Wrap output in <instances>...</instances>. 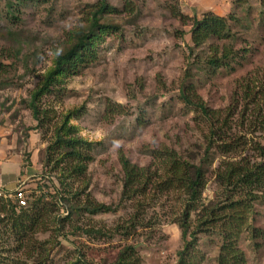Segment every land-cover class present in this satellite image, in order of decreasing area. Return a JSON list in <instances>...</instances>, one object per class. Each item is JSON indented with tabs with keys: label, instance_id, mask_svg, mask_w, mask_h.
<instances>
[{
	"label": "rangeland",
	"instance_id": "obj_1",
	"mask_svg": "<svg viewBox=\"0 0 264 264\" xmlns=\"http://www.w3.org/2000/svg\"><path fill=\"white\" fill-rule=\"evenodd\" d=\"M106 1L115 13L104 20L111 19L119 27L96 38L91 44L95 51L92 59L41 95L38 105L46 119L39 123L26 107L31 93L54 65L56 54L89 22L98 0H0V64L5 66L0 69V157L15 161L0 168L6 174L4 183H12L17 166L26 171V183L29 177L42 179L45 200L55 204L57 218L68 214L62 194L55 190L56 179H49L58 169L47 166L45 170L42 159L56 125L68 111L77 109L70 124L92 143V149L84 174L73 180V188L82 191L76 202L90 201L111 210L94 215L79 211L63 225L55 224L49 215L32 234V243L38 240L45 247L42 253L18 247L17 236L5 222L0 226L2 264H67L78 251L93 264H107L125 244L135 247L143 264H175L183 246L178 224L183 194L151 191L145 199L153 196L145 211L147 226L136 222L129 235L118 233L116 227L129 221L137 203L122 198L120 155L138 167L149 168L153 178H159L164 159H160L161 150L174 149L182 161L203 169L202 202H218L221 196L214 171L231 156H222L217 149L204 152L208 121L186 104L180 93L185 84L207 108L223 110L234 96L241 104L238 97L248 81L256 86L255 91L261 90L264 0ZM207 12L224 18L227 28L220 38L195 46L191 39L194 20ZM213 49L218 55L229 49L232 53L214 68L208 64ZM256 132L254 139L264 142V129ZM254 142L233 159L248 156L252 162L264 161ZM18 159L20 164H16ZM6 184L2 186L15 187ZM26 189L29 201L39 194L34 182ZM248 223L249 229H242L237 245L246 264H264V235L255 238L251 232L252 228L264 232V197L253 201ZM220 243L215 233L197 234L192 248L203 256L200 264H216ZM36 256L39 259L35 261Z\"/></svg>",
	"mask_w": 264,
	"mask_h": 264
},
{
	"label": "trees",
	"instance_id": "obj_2",
	"mask_svg": "<svg viewBox=\"0 0 264 264\" xmlns=\"http://www.w3.org/2000/svg\"><path fill=\"white\" fill-rule=\"evenodd\" d=\"M113 13L115 9L106 0H98L89 22L87 21V24L74 32V40L67 48L56 54L54 65L41 80L40 86L31 93L30 101L26 106L39 123L42 118L46 119L44 115L46 113H43L38 105L41 95L50 92L61 77L70 72L74 73L78 66L92 59L95 54L92 42L102 37L106 30L119 27L111 19L104 20ZM226 28L224 18L207 12L200 20H194L191 32L192 42L195 46H200L208 39L220 38L224 35ZM231 53L232 50L229 49L218 55V50L213 49L208 64L214 68L220 67ZM3 68L5 66L0 64V69ZM187 88L184 84L180 97L186 104L197 109L208 121L204 152L208 153L212 149H217L222 156H231L230 159H223L214 171L216 182L222 189L219 188L221 196L218 202L210 201L208 204L202 202L201 194L205 185L203 169L194 162L182 161L174 149L161 150L160 159L162 160V157L164 159L161 166L162 175H158L159 178H153L154 174L149 168L138 167L120 155L124 175L122 198L137 203L129 221L118 224L116 230L118 233L129 235L131 229L137 227L136 222L146 225L144 223L145 211L151 207L153 196L148 201L145 199L151 191L156 192L157 195L178 191L184 197V209L178 218L183 246L177 251L175 264H200L202 262L203 256L200 257L197 249L192 248L198 233H215L219 236L221 243L216 264H246L237 241L242 229H249L248 218L253 210V201L264 197V161L252 162L249 161L251 159L248 156H242L239 160H234L233 157L243 152L248 143L255 141L254 149L259 152V157L264 159V142L255 140L256 137L253 136L258 129H264V85H261L260 91H255L256 86H251L248 81L245 89L242 90V95L238 97V100L242 101L241 104L234 96L232 104L223 110L207 108L202 100L196 99L197 97L192 95ZM77 111V109L68 111L63 120L56 125L51 142L44 151L42 159L45 170L47 166H51L53 170L58 169L57 173L49 179H56L58 187L55 190L62 194V200L68 206V214L57 218L55 204L45 200L47 198L44 194L46 185L42 182L40 184L42 179L40 178L39 181L37 177H29L27 181V184L36 183V191H39L38 195H33L31 200H28L27 206L17 210L14 203L0 201V226L7 222L10 232H14L17 236L16 241L20 248L25 247L28 251L37 249L38 253L44 252L45 247L40 241L35 240L32 243V234L39 231V224L51 214L55 224L63 225L71 218L77 217L79 211L93 215L111 211L109 206L103 204H94L90 201L76 202L75 198L82 191L79 188H73V180L84 174L86 162L90 160L88 151L92 149V143L83 139L78 134L77 127L70 124L71 118L76 117ZM233 121L239 122L233 123ZM26 163L29 161L27 160ZM48 170L51 171L50 168ZM141 198L143 199L140 200ZM141 208H144L143 212H140ZM193 215L194 218H192ZM251 232L255 238L264 235V232L255 228H252ZM189 237L190 240L187 239ZM77 255L67 264H93L81 251H78ZM37 259H39L38 256L33 260ZM2 262L0 259V264ZM39 263L38 261L37 264ZM107 264H143V262L135 247L125 244L117 248L115 257Z\"/></svg>",
	"mask_w": 264,
	"mask_h": 264
},
{
	"label": "built area",
	"instance_id": "obj_3",
	"mask_svg": "<svg viewBox=\"0 0 264 264\" xmlns=\"http://www.w3.org/2000/svg\"><path fill=\"white\" fill-rule=\"evenodd\" d=\"M27 184L25 180H21L13 189H7L0 186V201L12 202L19 210L28 204Z\"/></svg>",
	"mask_w": 264,
	"mask_h": 264
},
{
	"label": "crops",
	"instance_id": "obj_4",
	"mask_svg": "<svg viewBox=\"0 0 264 264\" xmlns=\"http://www.w3.org/2000/svg\"><path fill=\"white\" fill-rule=\"evenodd\" d=\"M0 147H1V142H0ZM5 153V152H4ZM3 158H5V157H0V168H2L3 167V165L5 164V163H9L10 164V162L11 163H15V161L14 160H12V158L11 157H8V158H6V160H3ZM23 158V157H22ZM12 160V161H11ZM20 162V160L18 159V160H16V164H18ZM21 163H22V159H21ZM20 164V163H19ZM23 164V163H22ZM21 164V165H22ZM19 166V165H18ZM21 168V167H20ZM16 173H14V177H12L13 178V181H12V183H10V184H6V183H4V177H6V174H5V172L4 171H0V186H2V185H4V184H6V185H8L9 187L11 186V184H14V186H16L17 185V183L20 181V179L19 178H22L23 180H25V179H27L28 178V176L27 175H25L26 174V171H24L23 169H22V171H21V169L20 170H18V167L16 166V171H15ZM26 181V180H25ZM27 184V183H26ZM3 187V186H2Z\"/></svg>",
	"mask_w": 264,
	"mask_h": 264
}]
</instances>
